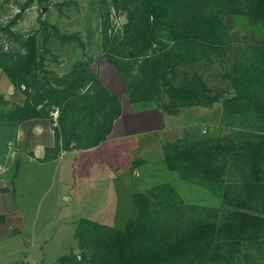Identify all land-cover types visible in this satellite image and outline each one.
Segmentation results:
<instances>
[{"label": "rangeland", "instance_id": "374dc122", "mask_svg": "<svg viewBox=\"0 0 264 264\" xmlns=\"http://www.w3.org/2000/svg\"><path fill=\"white\" fill-rule=\"evenodd\" d=\"M140 2L0 0V118L2 112L12 116L29 100L34 108L32 118L42 129L41 136L33 138L31 125H26L21 146H16L14 130L7 137L12 156L20 155L5 176L12 192L8 199L22 204L26 218L23 225L10 219L6 226L8 250H22L29 264H92L96 257L109 260L104 253L106 235L123 231L142 214L143 204L148 219L156 212L161 213L160 219L156 216L159 222L167 218L158 204L170 192L168 186L186 207L217 208L220 213L233 209L206 187L181 179L164 159V148L175 141L227 137L249 128L235 122L223 105L233 89L220 60L231 62L232 52L186 62L182 49L170 50L173 33L162 25L152 41V48L163 54L158 77L161 92L153 91L146 81L152 48L142 52L135 40L134 23L142 17ZM224 23L233 48L262 43L260 30L245 17L228 15ZM78 68L86 75L76 90L86 95L81 100L83 108H96V120L82 134L81 146L73 140L64 142L58 123L64 96L71 94ZM115 74L126 84L133 110L166 114L170 127L116 136L119 125H114L123 112L110 83ZM178 89L198 91L194 95L203 104L192 105L195 98H188L190 92L182 95ZM105 90L115 99L102 104L104 96L109 98ZM215 96L219 100L209 103L208 98ZM38 140L52 142L48 156L60 161L48 166L35 162L27 148ZM1 234L5 229L0 226ZM19 261L16 258L13 264Z\"/></svg>", "mask_w": 264, "mask_h": 264}, {"label": "trees", "instance_id": "16d2710c", "mask_svg": "<svg viewBox=\"0 0 264 264\" xmlns=\"http://www.w3.org/2000/svg\"><path fill=\"white\" fill-rule=\"evenodd\" d=\"M140 3H143L142 9L139 5L142 17L134 23V28L142 52L152 48L157 30L165 24L173 33L170 50L182 49L186 62L232 52L231 62L220 60L233 89L223 105L225 113L234 116L235 122L249 128L227 137L182 139L164 148L169 170L221 196L233 209L220 213L217 208L186 207L179 204L180 197L168 186L170 192L158 204L160 210L167 212V218L159 222L156 216L160 219L161 213L156 212L153 219H148L143 204L142 214L123 231L106 235L104 253L109 260L94 256L92 264H264V0H142ZM228 15L245 17L252 27L260 30L262 43L230 46L224 23ZM151 52V73L146 81L149 88L160 93L158 77L163 54L159 55L156 48ZM74 73L71 94L64 96L58 123L64 142L73 140L81 146L82 134L96 120V108L91 111L83 108L81 100L86 95L76 90L86 75L80 68ZM178 90L182 95L190 92L192 97L188 98H195L192 105L203 104L194 95L198 91ZM107 93L105 90L109 98L104 96L102 104L115 99ZM218 100L216 96L208 98L209 103ZM32 111L34 108L27 100L9 118L19 115L18 119L25 120L34 116ZM186 213L188 218H184Z\"/></svg>", "mask_w": 264, "mask_h": 264}, {"label": "crops", "instance_id": "0c3cea01", "mask_svg": "<svg viewBox=\"0 0 264 264\" xmlns=\"http://www.w3.org/2000/svg\"><path fill=\"white\" fill-rule=\"evenodd\" d=\"M112 78L111 84L113 87L114 94L118 95L120 100V104L122 103V112L119 118L116 120L115 128L119 125L117 130V135L130 134L131 131H157L161 132L162 130L170 127L169 117L157 110H143L136 111L130 107V102L127 99V89L126 84L120 80L118 76ZM121 81V84H120ZM23 105V104H22ZM21 105V107H22ZM19 108V107H17ZM7 112H2L0 118V226L5 229V234L0 235V264H13L16 258H19L20 264H29V257L27 256V261H25V253L21 251H9L8 250V242L10 240V236L7 232V227L10 224V219L13 224H18L16 222L19 221L20 225L25 224V216L22 212L23 207L22 204L11 203L8 199V195L12 194L10 188V183L6 179V174L9 169V166L13 161L17 160V156H12L10 150L12 147L7 145L8 140V132L10 129L16 132V146H21L25 142L26 135V127H30V132L33 135V138H39L41 136L42 129L40 126H37L35 120L31 117L25 120L18 119L17 117H13L12 120L6 115ZM34 117V116H33ZM27 122V123H26ZM27 125V126H26ZM28 129V128H27ZM52 131V130H51ZM14 135V133H13ZM198 135V134H197ZM195 134V136H197ZM74 143L71 144L72 148ZM52 146V142L45 143L38 140L36 143H30L27 150H29L28 155L40 164L41 166L51 165L53 162L60 161L59 158H51L48 156V151ZM24 148V147H23ZM95 150V149H94ZM64 157H67V152H65L64 148ZM11 154V155H10ZM23 154V153H22ZM70 156H74L70 154ZM61 157V156H60ZM72 159V158H71ZM72 161V160H71ZM10 211H14L16 213L11 214ZM34 218H38L33 215ZM10 228V227H9ZM14 230V227L10 228ZM31 244V242H29ZM28 243V244H29Z\"/></svg>", "mask_w": 264, "mask_h": 264}, {"label": "water", "instance_id": "95a60500", "mask_svg": "<svg viewBox=\"0 0 264 264\" xmlns=\"http://www.w3.org/2000/svg\"><path fill=\"white\" fill-rule=\"evenodd\" d=\"M74 146V145H73Z\"/></svg>", "mask_w": 264, "mask_h": 264}]
</instances>
